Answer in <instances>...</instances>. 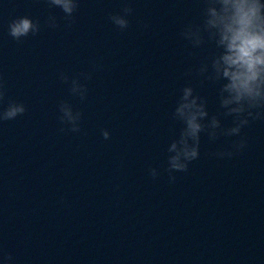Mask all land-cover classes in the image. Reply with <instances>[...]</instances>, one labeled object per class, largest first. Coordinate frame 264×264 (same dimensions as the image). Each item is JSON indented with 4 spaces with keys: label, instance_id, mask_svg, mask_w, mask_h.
I'll list each match as a JSON object with an SVG mask.
<instances>
[{
    "label": "water",
    "instance_id": "obj_1",
    "mask_svg": "<svg viewBox=\"0 0 264 264\" xmlns=\"http://www.w3.org/2000/svg\"><path fill=\"white\" fill-rule=\"evenodd\" d=\"M125 5L133 12L121 31L109 17ZM203 7L79 0L67 27L47 0H0V110L9 100L27 109L0 123V264L6 253L10 264H264V121L214 141L201 133L198 159L173 172L175 182L167 171L184 87L206 100L209 119L234 126L219 115V85L197 74L214 45L181 36L202 23ZM23 16L41 30L16 41L8 25ZM49 16L59 27L47 26ZM73 79L86 86L84 101ZM61 103L82 114L79 133L60 123Z\"/></svg>",
    "mask_w": 264,
    "mask_h": 264
},
{
    "label": "clouds",
    "instance_id": "obj_2",
    "mask_svg": "<svg viewBox=\"0 0 264 264\" xmlns=\"http://www.w3.org/2000/svg\"><path fill=\"white\" fill-rule=\"evenodd\" d=\"M202 23L185 27L181 36L193 47L199 48L206 42L214 45L215 51L208 63L202 64L197 74L218 84L220 108L224 111L220 116L232 117L233 127L224 129L217 115L209 119L206 100L195 94L190 86L182 89V94L172 114V119L183 124L178 139L168 148V168L170 182H175L173 172H186L191 162L198 159L201 133H206L210 140L220 136H240L250 121H264V0H202ZM49 6L58 7L65 14L71 27L73 17L79 8V0H47ZM122 14L109 17L110 21L121 31L129 27L126 17L133 9L129 5L122 8ZM47 26L57 28L55 16H49ZM41 30L39 21L27 16L13 19L8 25V34L16 41L29 35L36 36ZM85 79L89 74L81 73ZM60 79L68 83V77L60 74ZM70 91L78 95L81 101L86 99L87 88L78 79L71 81ZM6 97L5 85L0 82V104ZM27 111L22 103L9 100L7 107L0 110V123L15 120ZM59 120L61 124L70 125L72 133H79L80 112H73L71 105L61 103ZM208 120V123H204ZM65 131L64 128L60 129ZM104 140L110 139L107 130L101 133ZM247 146L241 138L232 145L237 152ZM215 155L231 157L232 151L219 152ZM155 179L156 169H150ZM5 264H10L13 257L10 253L2 256Z\"/></svg>",
    "mask_w": 264,
    "mask_h": 264
}]
</instances>
